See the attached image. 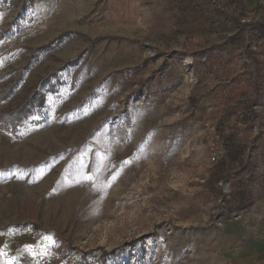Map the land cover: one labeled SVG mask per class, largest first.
<instances>
[{"label": "rangeland", "instance_id": "1", "mask_svg": "<svg viewBox=\"0 0 264 264\" xmlns=\"http://www.w3.org/2000/svg\"><path fill=\"white\" fill-rule=\"evenodd\" d=\"M258 24L264 0H0V110L46 100L0 123V264H221V133L264 173Z\"/></svg>", "mask_w": 264, "mask_h": 264}, {"label": "crops", "instance_id": "2", "mask_svg": "<svg viewBox=\"0 0 264 264\" xmlns=\"http://www.w3.org/2000/svg\"><path fill=\"white\" fill-rule=\"evenodd\" d=\"M252 169L247 181L254 196L253 206L224 225L221 264H264V173L252 177L258 171Z\"/></svg>", "mask_w": 264, "mask_h": 264}, {"label": "trees", "instance_id": "3", "mask_svg": "<svg viewBox=\"0 0 264 264\" xmlns=\"http://www.w3.org/2000/svg\"><path fill=\"white\" fill-rule=\"evenodd\" d=\"M257 28V41L264 37V24H258ZM244 30V29H243ZM10 89H6V93H0V102L6 100L7 95H9ZM45 96L41 91L36 92L31 97L23 100L22 103L16 104L12 108L0 110V123L1 127L9 132L15 133L19 131L22 127L26 126L31 117H33L35 111L38 108L43 107L45 103ZM244 123L250 121V118H244ZM221 132V129H219ZM222 141L227 149V157L219 162L213 180H226L232 179V185L234 187V193L232 192L231 201L229 203L233 204V210L239 212H245L252 208L254 196L252 192L248 191L247 183L244 179L239 178L236 175H230L226 168L227 160L230 164L241 163V168L244 167L240 159V154L244 152V147L234 140L232 136H224L221 133Z\"/></svg>", "mask_w": 264, "mask_h": 264}, {"label": "snow or ice", "instance_id": "4", "mask_svg": "<svg viewBox=\"0 0 264 264\" xmlns=\"http://www.w3.org/2000/svg\"><path fill=\"white\" fill-rule=\"evenodd\" d=\"M89 179H91V177H89Z\"/></svg>", "mask_w": 264, "mask_h": 264}]
</instances>
